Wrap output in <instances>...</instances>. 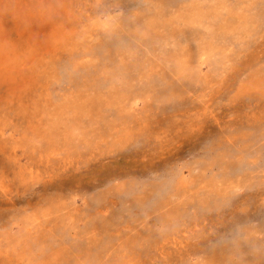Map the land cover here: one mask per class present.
Listing matches in <instances>:
<instances>
[{
  "label": "rangeland",
  "instance_id": "obj_1",
  "mask_svg": "<svg viewBox=\"0 0 264 264\" xmlns=\"http://www.w3.org/2000/svg\"><path fill=\"white\" fill-rule=\"evenodd\" d=\"M0 264H264V0H0Z\"/></svg>",
  "mask_w": 264,
  "mask_h": 264
}]
</instances>
